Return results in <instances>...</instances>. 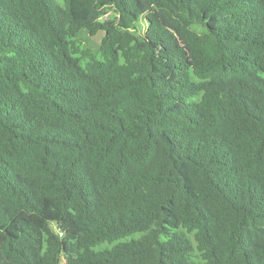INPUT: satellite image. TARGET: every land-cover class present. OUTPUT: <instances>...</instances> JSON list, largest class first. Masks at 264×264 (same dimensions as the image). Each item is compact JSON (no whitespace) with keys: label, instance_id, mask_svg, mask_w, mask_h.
<instances>
[{"label":"trees","instance_id":"trees-1","mask_svg":"<svg viewBox=\"0 0 264 264\" xmlns=\"http://www.w3.org/2000/svg\"><path fill=\"white\" fill-rule=\"evenodd\" d=\"M63 260L264 264V0H0V264Z\"/></svg>","mask_w":264,"mask_h":264},{"label":"rangeland","instance_id":"rangeland-1","mask_svg":"<svg viewBox=\"0 0 264 264\" xmlns=\"http://www.w3.org/2000/svg\"><path fill=\"white\" fill-rule=\"evenodd\" d=\"M100 39H101V37L100 36H98V37H96V38H94L93 39V45H97L99 42H100ZM53 228H54V230H56V231H61V229L60 228H57V226L56 225H53ZM62 264H67L66 263V261L65 260H63L62 261Z\"/></svg>","mask_w":264,"mask_h":264}]
</instances>
